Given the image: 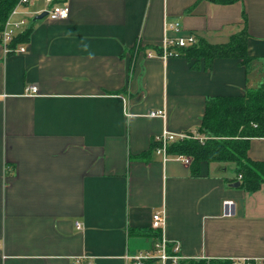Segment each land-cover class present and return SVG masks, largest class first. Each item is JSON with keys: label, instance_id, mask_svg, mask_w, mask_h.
<instances>
[{"label": "crops", "instance_id": "0c3cea01", "mask_svg": "<svg viewBox=\"0 0 264 264\" xmlns=\"http://www.w3.org/2000/svg\"><path fill=\"white\" fill-rule=\"evenodd\" d=\"M62 2L65 18H32L16 43L25 51L0 43V264H132L125 254L153 248L156 210L183 257L164 264L264 258V183L231 186V162L201 161L192 174L154 149L135 158L162 130L197 133L208 96L264 82V0ZM172 21L212 43L245 25L254 58L193 69L178 55L146 56ZM246 153L264 160V137Z\"/></svg>", "mask_w": 264, "mask_h": 264}, {"label": "trees", "instance_id": "16d2710c", "mask_svg": "<svg viewBox=\"0 0 264 264\" xmlns=\"http://www.w3.org/2000/svg\"><path fill=\"white\" fill-rule=\"evenodd\" d=\"M209 1L226 4L236 0ZM16 2L17 0H0V30ZM29 33L30 28L18 33L13 38L11 46L27 40ZM247 39L248 33L244 25L240 30L230 34L225 42L212 43L203 36L196 35L194 43L174 49L176 55L189 61L193 69L199 68L200 64L207 69L215 58H234L246 67L254 58L248 53ZM139 48L138 45L137 49ZM153 49L160 52L158 46H154ZM196 131L203 136L202 140L192 137L177 139L169 142L166 147L170 155L180 154L190 158L189 167L192 174L198 172L201 161L231 162L234 166L235 180L239 181L240 188L255 191L264 183V160H253L246 153L252 137H264V82L257 87L246 88L239 95L208 96ZM157 144L158 142L152 139L149 150L137 154L135 158H147L149 151ZM153 230L156 239L160 231ZM149 263L146 261L144 264ZM191 263L234 264V260L202 258Z\"/></svg>", "mask_w": 264, "mask_h": 264}, {"label": "built area", "instance_id": "2783aa9c", "mask_svg": "<svg viewBox=\"0 0 264 264\" xmlns=\"http://www.w3.org/2000/svg\"><path fill=\"white\" fill-rule=\"evenodd\" d=\"M38 3L40 4L38 5ZM41 12H45V16L50 19H63L68 15V6L61 0H17L10 9L0 30V43L4 53L25 51L24 45L17 44L11 46V42L18 33L28 27L32 18ZM163 31L164 35L160 46V52L146 50V56H158L164 59L168 56L177 54L174 47L186 46L196 41V36L193 33L182 32L180 24L177 21L164 23ZM171 31H173V34L169 33ZM29 89L35 91L36 87L30 86ZM149 114L163 115V110H153L150 111ZM189 137L197 138L199 140L203 139L202 135L195 132L174 133L162 130L160 134L154 136V140L158 142L154 150L156 153L161 154L163 160H166L169 158V154L166 151L169 142ZM173 157L186 164L190 162V158L185 155L179 154L173 155ZM233 204L234 202L231 199H224L222 201L224 215H230L232 213ZM164 224V211H154L151 216V227L159 230L160 235L155 239L153 248L151 250L139 251L135 254H125L124 259L131 261L132 264H144L146 261L152 262L153 260H159L162 264L167 261L172 263H178L181 261L183 257L179 253L180 244L177 240H168L164 237L162 234ZM76 227H80L79 223H76ZM233 260L234 264H256L257 261L264 264V258H242ZM73 264H77V260L73 262Z\"/></svg>", "mask_w": 264, "mask_h": 264}, {"label": "water", "instance_id": "95a60500", "mask_svg": "<svg viewBox=\"0 0 264 264\" xmlns=\"http://www.w3.org/2000/svg\"><path fill=\"white\" fill-rule=\"evenodd\" d=\"M45 16V12H41L40 14H37L33 17L34 20L40 19ZM231 186H239V181H234L230 184Z\"/></svg>", "mask_w": 264, "mask_h": 264}, {"label": "rangeland", "instance_id": "374dc122", "mask_svg": "<svg viewBox=\"0 0 264 264\" xmlns=\"http://www.w3.org/2000/svg\"><path fill=\"white\" fill-rule=\"evenodd\" d=\"M40 3H38V5H39Z\"/></svg>", "mask_w": 264, "mask_h": 264}]
</instances>
